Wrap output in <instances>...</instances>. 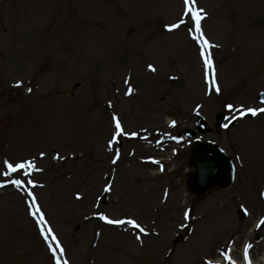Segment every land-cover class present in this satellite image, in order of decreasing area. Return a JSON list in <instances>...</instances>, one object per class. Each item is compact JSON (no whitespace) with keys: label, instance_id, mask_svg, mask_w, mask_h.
<instances>
[{"label":"rangeland","instance_id":"rangeland-1","mask_svg":"<svg viewBox=\"0 0 264 264\" xmlns=\"http://www.w3.org/2000/svg\"><path fill=\"white\" fill-rule=\"evenodd\" d=\"M195 7L206 13L204 37L218 45L210 51L219 95L209 94L191 23L167 30L181 19L184 0H0V165L33 160L43 169L31 177L0 174V264H55L26 191L10 179L43 185L25 187L70 264H205L202 256L229 240L238 250L255 245L261 258L264 228L255 231L261 243L250 231L264 217V114L235 121L239 113L226 106H264L257 98L264 90V0H195ZM199 115L210 131L196 129ZM113 116L127 135L110 151ZM221 116L235 125L219 126ZM190 129L233 159L229 190L200 200L188 191ZM168 156L160 167L144 163ZM244 206L249 217L239 222ZM188 207L192 234L173 248ZM99 215L133 219L149 235Z\"/></svg>","mask_w":264,"mask_h":264},{"label":"snow or ice","instance_id":"snow-or-ice-1","mask_svg":"<svg viewBox=\"0 0 264 264\" xmlns=\"http://www.w3.org/2000/svg\"><path fill=\"white\" fill-rule=\"evenodd\" d=\"M184 5H185V11L181 17V19L169 26L167 30L169 32L173 31L174 29L180 28V26L186 22H190L192 27L188 29L189 34L191 35L192 39L196 41L199 44L200 48V56L203 61V66L205 69V78L206 82L208 84V91L209 94L211 95L213 92L217 95L220 94V86L216 81V72H215V65L214 62L211 58V48L218 47V45L210 43L203 34V30L201 28V21L205 19L206 13H204L203 9H198L195 7V0H184ZM187 18V19H186ZM149 70L152 72H155L156 69L149 65ZM175 79V77H173ZM127 83V81H126ZM30 92L31 89H28ZM132 89L129 88L128 91L126 92V95H131L132 94ZM261 104H264V101L260 102ZM229 112H237L239 113V117H234L235 118H243L244 116L250 114L251 116H257L259 114H264V106L256 107V108H234L233 105L229 104L226 106ZM113 121H114V134H113V139L109 141L108 148L111 151L112 150V145L114 143L119 142V138L121 136L127 135L125 133L123 126L119 120L118 117L113 116ZM172 126H175V123L173 122ZM229 125L225 124V127L227 128ZM135 136V134H132ZM43 153H41V158H43ZM59 158V157H57ZM119 159V154H116L115 159L112 160V163L115 164L116 161ZM0 168H2V171H0V174H2L6 178H11L15 174H21L24 177H31L33 172H39L43 171V169H39L36 167V163L33 160H24V161H10L5 159L3 161V164L0 165ZM161 171H163V168L161 166ZM11 185L15 186L17 189H24L27 193V196L29 197L28 202V209H29V214L36 220L37 224L41 226L40 228V234L43 236L44 241L46 242L49 251L51 252L52 258L55 261V264H68V261L66 259H63V254H64V248L61 246L60 241L58 238L55 236V234L52 232V229L45 228L43 225L46 224V221L44 219V215L42 211L40 210L39 205L36 203V197L30 190V188H26L25 184L30 185L31 188H35L37 186L43 187V185H36L31 179H28L27 181H24L22 179H10L9 181ZM6 187L5 184H0V188ZM111 186L105 187L104 191H110ZM77 199H80L79 196H77ZM100 220L104 221L105 223L109 225H115V226H121V225H127L130 228L133 229H138L140 233L143 235L147 236L149 233L145 230L144 227H142L139 223H137L133 219H121V220H112L109 219L105 215H99L98 217ZM188 218V213H185V219ZM261 224H264V220L260 221ZM138 240H140V236L136 237ZM142 242V241H141ZM250 247V245L248 246ZM245 257L247 258V251L248 249L245 248ZM211 264V262H209ZM229 264H235L234 261H229Z\"/></svg>","mask_w":264,"mask_h":264},{"label":"water","instance_id":"water-1","mask_svg":"<svg viewBox=\"0 0 264 264\" xmlns=\"http://www.w3.org/2000/svg\"><path fill=\"white\" fill-rule=\"evenodd\" d=\"M78 85H76L77 87ZM209 153V154H213V152H215V149L208 146V145H203V144H196L194 146V162L195 164L198 166L199 170L200 171H205L208 167H209V164L207 163V160L203 157H199L200 154H203V153ZM217 158L221 159V157L219 155H217L216 153L214 154ZM214 159V158H213ZM228 172H226L227 174ZM210 174V173H209ZM224 174V175H226ZM211 175H215L214 173H212ZM219 178V177H218ZM214 179L215 182H218L219 179ZM231 178V167L229 169V176L227 179H223L225 182L223 183V187H227L229 185V180ZM200 177L196 179V185L200 186ZM210 184L206 185V186H200L198 187V193H202L204 192L207 188H209Z\"/></svg>","mask_w":264,"mask_h":264},{"label":"bare ground","instance_id":"bare-ground-1","mask_svg":"<svg viewBox=\"0 0 264 264\" xmlns=\"http://www.w3.org/2000/svg\"><path fill=\"white\" fill-rule=\"evenodd\" d=\"M199 52H200V49H199ZM167 147H168L167 145H164V146H163V148H165V149H166ZM142 149H143V148H142ZM27 205H28V203H26V207H27V210H28V212H29V209H28V206H27ZM46 226H47V225H46ZM47 227H48V226H47ZM261 262H262V263L264 262V257L262 258ZM243 264H244V263H243Z\"/></svg>","mask_w":264,"mask_h":264}]
</instances>
